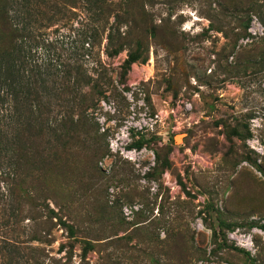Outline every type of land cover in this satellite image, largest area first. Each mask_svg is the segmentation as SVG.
<instances>
[{"label":"rangeland","instance_id":"rangeland-1","mask_svg":"<svg viewBox=\"0 0 264 264\" xmlns=\"http://www.w3.org/2000/svg\"><path fill=\"white\" fill-rule=\"evenodd\" d=\"M42 1L0 0L40 121L0 120V264H264V0Z\"/></svg>","mask_w":264,"mask_h":264},{"label":"trees","instance_id":"trees-1","mask_svg":"<svg viewBox=\"0 0 264 264\" xmlns=\"http://www.w3.org/2000/svg\"><path fill=\"white\" fill-rule=\"evenodd\" d=\"M86 1H88V3L90 2L91 9H93L95 12L102 13V11H104L105 13L110 7V5L103 6L104 0ZM46 2L47 3H44L42 0H4L2 8L3 12L5 11V15L7 12L6 25L9 28L12 27L14 33H19L21 30L20 23L22 19L24 17L28 19L33 14L37 13L40 6L44 8V6L47 5L48 11H53L54 9L56 10V8L51 5V2ZM11 14L17 16L19 18L18 21L20 22L15 21L17 18L12 19L10 17ZM10 18L12 19L13 24L9 23ZM4 52V50L1 51L0 49V120L4 119V115L6 114V120L15 123L14 120H16L19 114L18 107H20V110L22 107V111H20L19 114V119L22 120L23 124L26 125L27 128H31L36 126L40 121L38 118H33V114H31L29 117V113H27L28 111L23 114L24 111H26V109L23 108V105L25 106L26 101L29 100V96H27L23 90L26 87L31 86V84L36 85V82L39 80L37 77H35V79H32V81L28 82L29 78L22 76L24 82L26 83V86H23L22 78L19 77L20 69L23 67L24 63L23 53L20 45H14L11 51L6 55ZM32 69H35V71H40L43 69L44 71L50 72L53 70L57 73H60V71H57L59 69L58 65L52 66L50 63L40 65L34 61V56L29 71L31 72ZM71 71H74V76H78V70L76 68H71ZM47 79L48 77H45V81ZM42 82L44 83V81ZM66 83V72H64L63 77L60 80L62 89L65 88L64 86H66ZM31 101L35 102L34 110H37V106L39 104L38 102H41L40 97H33ZM2 106H5V109L4 107L2 108ZM62 109L63 113L62 115H59V119H53V122L46 124L47 127L51 126L55 128L57 142L59 140H65L67 138V133L70 132L72 128L75 126H80L82 123V114H80V117H77V119L74 120L71 115H69L67 106Z\"/></svg>","mask_w":264,"mask_h":264}]
</instances>
